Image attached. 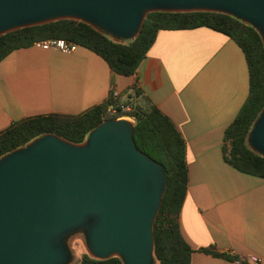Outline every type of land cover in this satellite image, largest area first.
<instances>
[{
	"label": "water",
	"instance_id": "water-1",
	"mask_svg": "<svg viewBox=\"0 0 264 264\" xmlns=\"http://www.w3.org/2000/svg\"><path fill=\"white\" fill-rule=\"evenodd\" d=\"M153 12L227 14L264 44V0H0V36L75 20L124 42ZM247 141L264 157V109ZM167 183L125 118L104 120L80 144L36 138L0 158V264H73L77 234L93 258L156 264L154 224Z\"/></svg>",
	"mask_w": 264,
	"mask_h": 264
},
{
	"label": "crops",
	"instance_id": "crops-1",
	"mask_svg": "<svg viewBox=\"0 0 264 264\" xmlns=\"http://www.w3.org/2000/svg\"><path fill=\"white\" fill-rule=\"evenodd\" d=\"M249 83L242 49L207 27L160 31L132 76L114 73L81 46L70 54L32 46L0 61V132L27 118L80 115L112 92L126 102L137 88L186 142L189 181L180 228L194 250L191 264H245L202 248L264 264V178L228 165L222 149Z\"/></svg>",
	"mask_w": 264,
	"mask_h": 264
},
{
	"label": "trees",
	"instance_id": "trees-1",
	"mask_svg": "<svg viewBox=\"0 0 264 264\" xmlns=\"http://www.w3.org/2000/svg\"><path fill=\"white\" fill-rule=\"evenodd\" d=\"M200 27L229 36L245 54L250 75L249 95L234 121L225 130L223 156L225 162L236 170L264 178V157L252 151L247 141L255 120L264 109V44L253 26L233 16L217 12H153L147 15L138 37L124 42H116L83 22L62 20L0 36V61L16 50L32 47L35 42L64 39L103 58L114 73L132 76L146 58L160 31ZM131 97L134 102H122L121 97H114L112 92L106 102L80 115L55 113L17 121L0 132V158L46 134L80 144L104 120L131 117L138 149L160 163L168 177L166 192L154 224L156 264H191L194 250L184 239L180 228V213L189 181L186 142L174 122L143 92L134 88V96ZM111 107H117L115 114L110 113ZM200 251L248 264L240 256L227 252L204 248ZM74 264L123 263L118 257L101 260L86 253Z\"/></svg>",
	"mask_w": 264,
	"mask_h": 264
},
{
	"label": "built area",
	"instance_id": "built-area-1",
	"mask_svg": "<svg viewBox=\"0 0 264 264\" xmlns=\"http://www.w3.org/2000/svg\"><path fill=\"white\" fill-rule=\"evenodd\" d=\"M33 46H37L39 48L49 50V49H55L63 53H73L78 49V44L73 42H68L64 39H48V40H42L35 42ZM113 96L116 97L117 94L113 93ZM117 110V107H111L110 113L115 114ZM255 261H258L256 258H254Z\"/></svg>",
	"mask_w": 264,
	"mask_h": 264
},
{
	"label": "rangeland",
	"instance_id": "rangeland-1",
	"mask_svg": "<svg viewBox=\"0 0 264 264\" xmlns=\"http://www.w3.org/2000/svg\"><path fill=\"white\" fill-rule=\"evenodd\" d=\"M127 101H132L134 102V99H130V98H126ZM120 118H125L127 120H129L130 122H132L134 124V120L131 117H120ZM118 118V119H120ZM70 245L71 248L73 250V264L77 263L80 261V259L83 257V255H85L87 253L85 244H84V238L82 234H77L75 236H73L70 239Z\"/></svg>",
	"mask_w": 264,
	"mask_h": 264
}]
</instances>
